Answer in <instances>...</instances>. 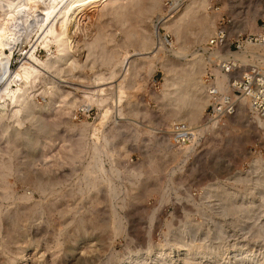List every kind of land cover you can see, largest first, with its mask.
Returning a JSON list of instances; mask_svg holds the SVG:
<instances>
[{"label": "rangeland", "instance_id": "obj_1", "mask_svg": "<svg viewBox=\"0 0 264 264\" xmlns=\"http://www.w3.org/2000/svg\"><path fill=\"white\" fill-rule=\"evenodd\" d=\"M164 1L150 19H138L144 22L132 17L125 22L122 12L113 16L108 12L112 6L105 3L106 12L95 18L91 28L80 25L72 33L74 47L68 49L66 59L45 70L18 102L7 104L0 117V264H10L21 252L28 254L27 264H105L131 248L164 244L183 229L184 242L195 250L205 244L222 254L228 248L227 256L233 260L236 250L247 244L253 259L249 264L264 262V239L252 235L258 227L264 228V125L260 127L246 103L224 128L203 125L204 60L196 50L224 13L233 16L243 31H256L243 23L254 21L257 29L264 20V0H202L199 21L188 24L181 38L171 34L170 26L183 16L178 18L177 11L171 21L184 0L169 16L164 13ZM203 20L211 23L212 32L199 42L195 34ZM133 29L152 41H147L145 49L137 47L136 38L126 31ZM166 33H170V45L163 41ZM27 44L14 47L12 70L23 57L19 50L25 54L31 48ZM54 49L52 45L47 52L38 46L34 55L43 60ZM254 52L252 62H261L264 53ZM143 53L144 59L139 55ZM190 72L195 74L193 80H189ZM171 79L177 80L174 88ZM191 85L201 92L190 91ZM64 86L72 87L71 93L57 99L55 107L27 112L31 106H47ZM169 90L175 93L167 96ZM182 93L188 100L183 107L188 103L190 109L177 103ZM198 100L199 111L189 115ZM79 105L93 109L76 120L71 111ZM14 109L20 112L14 114ZM180 120L203 133L196 145L180 149L171 145V126ZM224 193L231 197L230 210L237 211L220 212ZM248 205L246 222L241 217Z\"/></svg>", "mask_w": 264, "mask_h": 264}, {"label": "bare ground", "instance_id": "obj_2", "mask_svg": "<svg viewBox=\"0 0 264 264\" xmlns=\"http://www.w3.org/2000/svg\"><path fill=\"white\" fill-rule=\"evenodd\" d=\"M108 1L110 2V1H113V0H0V84L3 85L2 86L3 87L2 91H0V117H2L4 109L6 108L8 103L11 102V104H14V103L18 102L19 99L21 98L22 94L25 92V89L27 87L33 86L32 84H34V82L36 80H38V79L41 80L43 78V73H44L45 70H47V69L51 70L54 67V65H56V62L61 61L62 58H63V60L66 59L65 57H67L66 53H67L68 49L71 46L74 47L72 44L75 41H73V39H72L73 38L72 37V33L73 32L75 33V30L78 27H81V26H82V29H83V26H86L87 28L88 27L91 28V25H93L92 23L95 20V18L99 17L100 15H102L103 13L106 12V11L104 12V7L102 8V6H104V4L107 3ZM160 1L161 0H114L113 3H110V5L112 7L110 9L108 7V12L111 10L112 15L114 14L115 17L120 16V14L122 12L121 16L126 17V21L125 22H128L127 20L130 19V17H132L134 20H138V19L145 18V17L148 18V16L150 17L151 14L155 13V11L157 9H159L158 8L159 4H161ZM205 2H206V0H205ZM107 4H108V6H110L109 3H107ZM201 7L203 8V1L202 0H200V1H198V0H184L182 2L181 6L178 9H176V11L174 12L171 21H173L174 15H175V13L177 11H179L178 18H179L180 15H183L184 17L181 16L180 19H174V20H177L174 25H173L174 22H171V26H170L171 34H175L176 36L175 35L174 36L176 38L177 37L181 38L183 36V34L185 33V31H187V29L185 30V27H187L188 24L190 25V23H195L196 21H199V18L197 19V16H198L197 12L199 11V9H202ZM173 11H174V9H173ZM159 15H161V14H158L156 16V18L159 17ZM167 15H166V17H167ZM115 19L117 20V18H115ZM148 19H150V18H148ZM98 20H99V18H98ZM142 20H145V19H142ZM142 20H140V21H142ZM164 20H167V19H164ZM203 21H201V22H203L202 24L198 25L199 27L197 28L198 30H197V33L195 34L196 35V39L199 42L203 41L205 39L204 37H207L208 36L207 33L212 29L211 28L212 25H211L210 22H207L206 20H203ZM210 21L213 22V20H210ZM94 22H97V21L95 20ZM123 22L124 21H121V23H123ZM142 22H144V21H142ZM161 22H160V24H161ZM253 22H251V20H248V21L244 22L243 25H244L245 28H253L254 30H256L255 29L256 27L253 24ZM135 26H139V25L135 24ZM135 26L133 25V28ZM167 26H168V24H167ZM167 26L165 25V27H167ZM124 28H126V27H124ZM163 28H164V26H163ZM166 29H168V28H166ZM142 30H144V29H142ZM126 31H129L130 36H133L134 39L136 38V40H134V39H132V40L136 41V43L138 44L137 47H139V46L142 47V48L147 47V45H146L147 41L148 42L151 41V40H148V37L145 36L144 32H143L144 35H142L138 31H136L135 29L126 30ZM139 31L141 32V30H139ZM77 32H79V31H77ZM81 32H83V31H81ZM165 32H167V31H165ZM211 32H212V30H211ZM167 34H170V33H167ZM128 38H129V36H128ZM33 39L35 41L33 42V44H32L33 46H32L30 44L33 41ZM205 40H207V39H205ZM163 41L165 42L164 35H163ZM21 43H28L31 48L25 54H23V49L19 50L20 51V55H23V57L21 58L20 64H18V67L12 70L11 54L14 51V47L20 46ZM96 43H98V42H96ZM204 44L199 46V47H197L196 50H198V52H200V49H201V47L203 48ZM52 45L54 46L55 49H54L53 52H50L49 55L45 59L39 60L34 55L35 48H37L38 46H41V48H43L44 50L49 52L51 50V46ZM246 49H248L247 52H251V50H253V51L254 50H256V51L258 50V51H260V53L258 52L259 54L264 53V48H261V47H258V46L248 45L246 47ZM249 49H250V51H249ZM159 50H158V52H159ZM110 51L113 52L112 50H110ZM115 52H113V53L117 54V51H115ZM113 53H111V54L113 55ZM145 53H148V52H145ZM177 53H179V52H177ZM112 55H110V56H112ZM139 55H141V57L143 58L144 53L143 54H139ZM201 56H202V54H201ZM238 56L243 61L247 60L241 54H239ZM256 56H258V55H256ZM124 57H126V56L124 55ZM115 58H116V56H115ZM256 58H259V56L256 57ZM261 58H263V57H261ZM146 59H147V56H146ZM72 60H74V57L69 60V61H71V62H69V64H71L70 65L71 68H72V65H75L72 62ZM75 60L77 61L76 58H75ZM110 60H111V62H114V61H112L114 59L111 58ZM262 60H264V59H262ZM262 60H261V62H262ZM118 61H120V63H122L121 62L122 60H117L116 63H119ZM66 64H68V63H66ZM108 65H110V64H108ZM116 65L120 66V64H115L114 66H116ZM63 66H67V65H63ZM118 66H116V67H118ZM59 67L61 68V66H59ZM60 68H59V70H60ZM73 68H74V66H73ZM63 69H65V68H63ZM54 70L56 72V68H54ZM193 73L192 72L189 73V76H191V78L188 77L189 80L190 79L193 80V77L195 78V76H194L195 74H193ZM106 79H107V77H106ZM52 80H54V79H52ZM171 80H172L173 84H171L170 80H169L170 83L169 82L168 83L171 84V86L174 88V85H175L174 80H176V79H174V80L171 79ZM177 80H178V78H177ZM177 80H176V82H177ZM189 80H188L187 83H189ZM101 82H102V80H101ZM112 82H113V80H112ZM185 82H186V80H185ZM185 82H183V83H185ZM179 83L181 84V82H179ZM198 83L199 82H197V85H199ZM92 85H94V84H92ZM189 85H186V86H189ZM190 87H191L190 91H193V92L199 91V88H200V87L196 88L193 85H191ZM180 88H181V85H180ZM184 88H185V84H184ZM202 88L203 87H201L200 89H202ZM69 89H72V87L64 86L63 88L58 89L56 94H54L53 99L51 98L52 100L47 106H44V107H40L39 106V108L37 107V105L31 106L29 108L27 107L28 108V109H26L27 112L28 113H32L33 110L35 112L36 108L40 109V110L41 109L42 110L43 109L49 110V109L55 107V105H56L55 101L57 99L66 97L67 94L71 93L69 91ZM82 90L83 89H81V91ZM174 91L173 90H169L166 95L167 96L172 95V93L173 94L175 93ZM185 91L186 90H184V92ZM186 92H188V91H186ZM199 92H201V91H199ZM87 93H89V92H86V95H87ZM93 93H95L94 95H96L97 92H93ZM24 94H26V93H24ZM39 94H41V93H39ZM43 94H44V92H43ZM89 94H92V93H89ZM97 94H100V93H97ZM184 94L185 93L177 95V96H179V101L177 100L178 101L177 103H179V105L182 106V107L186 105L185 100L188 101L187 98L184 97V96H186ZM166 95H163V96H166ZM192 96H193L192 99H194L195 96L194 95H192ZM89 97H91V95H89ZM87 98H88V96H87ZM201 98H203V97H201ZM201 98H199V100L202 101ZM204 99H206V98L204 97ZM28 100H29V97H28ZM74 100H75V98H74ZM174 100H176V99H174ZM194 100H196V99H194ZM199 100H198V102L195 101V102H197V105L195 104L193 108L191 107V109H193L191 111H189L191 105L188 107V103H187L186 107H183L185 109L187 107L189 108L188 111L191 112V113H189V115L194 116V112L197 113L199 111V108L201 107V104H202L201 102H199ZM92 101H94V100H92ZM203 101H206V100H203ZM244 103L245 102H242L239 106L241 107ZM19 112H20L19 109H16V110L14 109L13 113L17 114ZM186 113H188V112H186ZM191 116H190V118H191ZM197 116H196V118H197ZM192 118H194V117H192ZM195 120H197V119H195ZM192 121L193 120H191V122ZM257 122H258V124H260V127L262 125H264V121L262 120V118H259L258 116H257ZM203 125H205V124L203 123ZM200 128H201V126H200ZM94 147H96V146H94ZM246 173H248V172H246ZM207 188H209V187H207ZM210 189H211V187H210ZM215 189H217V187ZM208 191H210V190H208ZM220 191H223V190H220ZM205 192H206V189H205ZM226 193H227V191H226ZM205 194H207V192ZM230 199H231V197L229 196V194H227V195L225 194V196L222 198V200L220 198V202H221V203H219V207L221 208L220 212H224V214H225V213H228V212L233 211V210L237 211L236 208L235 209L233 208V210H230V207H233L232 204H231L232 206H230L228 204L229 203L228 200H230ZM239 204H241V203H239ZM239 204H238V206H239ZM242 204H241V206H242ZM238 206H235V207H238ZM241 206H240V208H242ZM263 206H264V204H263ZM249 207H250V205L247 206L246 210H244V213L242 212L243 216L241 218L245 219L244 221H246V220L248 221L247 218L250 216V211L251 210L249 209ZM244 209H245V207H244ZM239 212L241 213V211H239ZM152 215L153 214H151V216ZM237 221H239V220L237 219ZM197 224H199V223H197ZM216 224H218L219 228H221V226H222L221 223L219 224V222H216ZM243 224H246V223H243ZM239 225H242V224H239ZM199 226H200V224H199ZM244 227H245V225H243L242 228H244ZM192 230H194V229H192ZM194 231H197V230H194ZM184 233H185L184 229L181 230V231L179 230V232H177V233H175L173 235L171 240L166 241V243H164V244H157V245H155V244H151L150 245L149 244V246L146 249H143L141 247L131 248L128 251H126V253H124L122 255H118L116 257L115 256H111V257L109 256L110 257V259L108 258L109 262L111 261L110 264H149V263H152V262L156 263V264H178V262L181 260L185 264H220L221 261H225L226 264H238L240 262H242L244 264H249V262H251L253 260L251 258V255H250L251 247H249L247 244L244 245L243 249H241L239 247L241 250L240 251L236 250V252H238V253L232 258L233 260H231L227 256V253L229 252L228 248L223 250L222 254H219L218 252H216V250L214 248H212V250H211V248H209V249L206 248L205 244L201 245L200 247H198L199 248L198 250H195V247H193L191 245H187L184 242L185 241L184 240L185 238L183 236ZM207 234H206V236H207ZM252 235H255V237L257 236V238L261 237L262 239H264V228L263 227H258V229L255 232V234H252ZM262 241H264V240H262ZM200 242H198V243H200ZM192 244H194V243H192ZM234 245H236V244H234ZM234 245H232V247H234ZM203 247H205L206 249L203 248ZM91 249H93V248H91ZM99 249H101V248H99ZM82 252H84V251H82ZM27 255H28L27 253L21 252L19 257L16 260L15 259L11 260L10 264H27V262H26V260H28V256ZM31 256H34V255H31ZM85 256H86V254H85ZM107 262H108V260H107ZM107 262H105V264ZM257 264H264V262L258 261Z\"/></svg>", "mask_w": 264, "mask_h": 264}, {"label": "built area", "instance_id": "obj_3", "mask_svg": "<svg viewBox=\"0 0 264 264\" xmlns=\"http://www.w3.org/2000/svg\"><path fill=\"white\" fill-rule=\"evenodd\" d=\"M181 1L165 0L164 13L170 12ZM164 39L165 45H170V35L166 33ZM248 45L264 48V20L257 23L256 31L245 32L237 26L233 16L224 13L200 49L204 60L201 85L207 99L201 122L215 130L226 126L242 102L264 121V64L252 62L255 53L246 52ZM239 54L248 61H243ZM92 109L79 105L71 111V117L79 120L83 115L89 116ZM202 134L188 122L176 121L170 130L171 145L176 149L196 145Z\"/></svg>", "mask_w": 264, "mask_h": 264}]
</instances>
